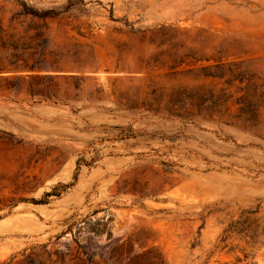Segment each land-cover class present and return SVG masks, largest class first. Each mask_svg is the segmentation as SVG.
<instances>
[{
    "label": "rangeland",
    "instance_id": "obj_1",
    "mask_svg": "<svg viewBox=\"0 0 264 264\" xmlns=\"http://www.w3.org/2000/svg\"><path fill=\"white\" fill-rule=\"evenodd\" d=\"M264 264V0H0V264Z\"/></svg>",
    "mask_w": 264,
    "mask_h": 264
},
{
    "label": "trees",
    "instance_id": "obj_2",
    "mask_svg": "<svg viewBox=\"0 0 264 264\" xmlns=\"http://www.w3.org/2000/svg\"><path fill=\"white\" fill-rule=\"evenodd\" d=\"M132 261H134L136 264H166V262L162 259V257L159 254H156L152 256L149 260H146L143 257V254H136L132 258Z\"/></svg>",
    "mask_w": 264,
    "mask_h": 264
}]
</instances>
